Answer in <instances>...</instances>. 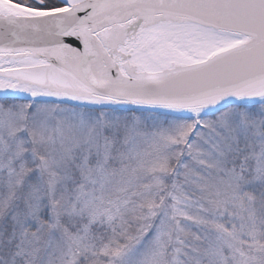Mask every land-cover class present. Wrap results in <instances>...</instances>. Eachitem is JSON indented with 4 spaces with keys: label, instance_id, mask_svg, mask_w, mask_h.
I'll return each instance as SVG.
<instances>
[{
    "label": "snow or ice",
    "instance_id": "snow-or-ice-1",
    "mask_svg": "<svg viewBox=\"0 0 264 264\" xmlns=\"http://www.w3.org/2000/svg\"><path fill=\"white\" fill-rule=\"evenodd\" d=\"M0 264H264V0H0Z\"/></svg>",
    "mask_w": 264,
    "mask_h": 264
}]
</instances>
